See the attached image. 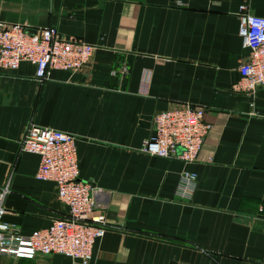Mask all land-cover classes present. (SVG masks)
Wrapping results in <instances>:
<instances>
[{"label": "crops", "instance_id": "1", "mask_svg": "<svg viewBox=\"0 0 264 264\" xmlns=\"http://www.w3.org/2000/svg\"><path fill=\"white\" fill-rule=\"evenodd\" d=\"M241 4L264 16V0H0V22L96 46L85 68L42 83L30 62L0 67L3 220L29 235L66 212L55 184L35 178L39 155L20 150L34 123L75 136L79 178L106 197L115 228L89 264H264V89L233 87L249 54ZM184 104L211 126L197 159L142 152L154 112ZM185 170L196 174L188 200L177 195ZM0 264L80 263L0 254Z\"/></svg>", "mask_w": 264, "mask_h": 264}, {"label": "built area", "instance_id": "2", "mask_svg": "<svg viewBox=\"0 0 264 264\" xmlns=\"http://www.w3.org/2000/svg\"><path fill=\"white\" fill-rule=\"evenodd\" d=\"M237 15L238 35L249 54L239 65L240 78L233 87L252 96L257 89H264V16L251 14L246 4L239 6ZM95 48L81 39L61 36L54 26L32 33L21 24L0 22V67L14 70L21 62H30L40 83L52 69L82 70ZM210 127L202 106L184 104L154 112L155 135L144 140L141 151L184 162L195 161ZM20 150L39 155L35 178L55 184L56 196L66 212L52 219L47 227L23 235L3 220L9 184L0 187V254L28 259L61 254L80 264H89L96 241L115 227L106 219L105 195L98 187L79 178L75 136L29 123L23 132ZM195 184L196 174L182 171L177 195L183 200L190 199Z\"/></svg>", "mask_w": 264, "mask_h": 264}, {"label": "water", "instance_id": "3", "mask_svg": "<svg viewBox=\"0 0 264 264\" xmlns=\"http://www.w3.org/2000/svg\"><path fill=\"white\" fill-rule=\"evenodd\" d=\"M34 32V31H33ZM32 32V33H33ZM155 135V131L154 130H152V133H151V136H154Z\"/></svg>", "mask_w": 264, "mask_h": 264}]
</instances>
